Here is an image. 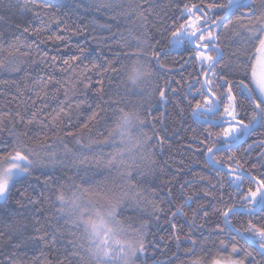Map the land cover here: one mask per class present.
<instances>
[{"label":"snow or ice","instance_id":"6c2138e0","mask_svg":"<svg viewBox=\"0 0 264 264\" xmlns=\"http://www.w3.org/2000/svg\"><path fill=\"white\" fill-rule=\"evenodd\" d=\"M145 3L148 9L143 8ZM5 6L13 7L11 0ZM46 7L54 10L56 18V4ZM95 7L107 10L117 5L115 0H97ZM119 7L114 24L96 25L113 38L119 36L118 43L123 41L122 50L103 64L85 63L89 57L80 47L78 55L62 60L58 71H47L40 65L55 69L57 56L49 62L48 52L43 51L36 61L33 53L41 54L42 44L63 40V36L44 37V28H33L30 23L17 24L11 32L0 31V73H25L11 81L0 79L4 85L0 97L15 89L0 106V208L9 219L16 214L13 204L26 210L31 205L33 215L40 211V201L32 199L23 182L31 187L32 179L39 180L34 175L37 170L50 169L51 173L42 174L50 193L49 223L56 225L49 232L43 225L36 226L37 221L31 235L19 226L11 227L17 237L15 248L44 245L55 255L50 259L41 250L43 260L9 258L10 264H159L157 253L166 255L169 244L163 236L158 240L155 233L152 240L148 236L152 220L159 221V214L166 210L161 207L163 201H156L155 189L143 185L154 175V152L165 140L156 125L164 124L168 116L167 111L151 115L153 100L167 106L172 97L178 98V114L184 113L186 105L201 129L186 149L196 158L187 173L177 170V175L188 176L177 181L179 203L173 188L167 190L166 223L171 239L178 252L181 241L189 245L183 252L190 259L181 264H264V0H181L172 15L155 13L150 0ZM153 14L160 17L159 27H153L168 47L187 54L184 63L193 67L182 94L171 87L170 80L159 82L161 74L171 69L162 63L160 40L148 27V16ZM132 15L141 29L139 35L127 29L136 41L134 47L118 19L135 25ZM27 65L35 67L28 71ZM94 70L100 78L93 82L89 73ZM105 73L113 74L109 83L113 76L118 78L115 89L105 87ZM81 88L94 94L80 101L91 99V115L78 131H68L70 94L75 97ZM101 120L107 134L93 136L89 125ZM253 136L259 139L249 143ZM245 144L247 158L238 154ZM257 146L261 151L253 159L248 153ZM199 157L204 158L202 163ZM92 166L109 173L115 170L118 179L110 184L85 179ZM58 169L75 172L57 175ZM186 208L191 209L190 215ZM178 217L184 218L188 232L182 233ZM210 225L215 231L209 236H217L211 241L216 252L206 259L210 253L198 251L204 238L197 239L193 230L202 232ZM4 236L0 232V238ZM165 264H172L171 259Z\"/></svg>","mask_w":264,"mask_h":264},{"label":"trees","instance_id":"16d2710c","mask_svg":"<svg viewBox=\"0 0 264 264\" xmlns=\"http://www.w3.org/2000/svg\"><path fill=\"white\" fill-rule=\"evenodd\" d=\"M117 7L111 9H98L95 7L97 0H11L13 7L8 8L5 5L8 3V0H0V31L11 32L15 30L17 24L27 25L31 24L33 28L43 27L44 31L42 35L44 37L56 34L63 36V40H48L47 43L41 45V54L33 53V59L39 61L43 51L48 52L49 62L52 56H57L56 68L53 69L48 67L45 64H41V69H47V71H58L59 67L62 64V60L68 58L71 54H79V48L83 47L86 49L85 55L89 57V60L84 61L88 63L93 61L97 64H103L105 58L112 59L115 53L121 51V44L123 41L117 42L120 40V37L115 38L111 37L107 31H102L96 25L110 23L114 24L113 16L121 11L120 5H127L132 3H142L143 0H115ZM181 0H150V3L155 6V13H167L172 15L177 10V5L180 4ZM49 3H55L57 9L55 10V17L53 18V9L46 7ZM79 5V6H78ZM149 4H143L144 9H148ZM31 11H28V10ZM33 13H38L37 16H33ZM148 14L147 12L145 13ZM121 22V31L123 35L128 38L129 45L134 47L136 41L128 36L127 29H132L133 35H139V20L136 15H132L131 19L136 20V24H132L131 20H126L123 17H118ZM148 19L150 21L148 27L150 33L155 36L156 39L160 40L158 48L161 53V61L166 64L171 71L161 74L159 77V82L163 84L164 80H170L171 87L178 88L181 94L183 93V85L186 80L189 79V74L193 72V67L191 64H185L184 61L187 58V54L183 56L178 50L170 49L167 45V40L156 31V27H159L160 17L153 14L149 15ZM155 25L156 27H153ZM115 31V27L113 28ZM27 35V34H25ZM23 38V37H22ZM154 42V41H153ZM83 59V57L81 58ZM28 71H31L35 65L25 66ZM63 75V74H59ZM93 77V82L96 79H99V75L94 70L89 73ZM111 73H105L104 75V85L106 88L115 89L118 78L113 76L112 83H109V77L112 76ZM25 73L16 74L15 76H9L6 73H0V79H6L11 81L12 79H19L24 77ZM180 81V85L176 83ZM23 81H21L22 83ZM4 87V85H0ZM8 95L5 97H0V106L7 103L11 99L10 93L14 92L15 89L10 88L7 90ZM94 95L90 90L81 88L80 93L72 99V109L70 114L71 123L68 124L67 130L76 132L80 129V125L88 120V117L91 115V110L88 108V103H91V99H87V103H80V101L85 100L87 97ZM178 98L172 97L171 102L164 106L157 103L153 100V109L151 111L152 116L158 117L160 112L167 111L168 116L164 124H157V129H161V136L165 137L162 147L155 149L153 159L155 164L152 165L154 169V175L150 177V182L143 185L146 189H155L156 195L155 199L161 203V207L165 208V213H160V220H152L148 239L152 240V233L156 234V239L158 240L160 236L165 238V242L169 244L168 249L166 250V255H161L157 253V259L159 264H165L167 259H171L172 264H181L182 261H188L189 256H186L183 252V248L188 247L189 245L181 241V250L178 252L176 248V243L171 239V229L166 223L167 219V190L169 187L173 188L174 197L176 202L179 203V193L177 189L179 187L177 181L188 179V176L177 175L178 169H184V172L187 173L188 165L192 159L196 157L191 151L186 150L187 145L190 141V138L194 135H198L201 131L199 124L195 122L191 112L188 110L187 106L184 105L185 111L182 115L178 114L177 109L175 108V102ZM13 105L16 103L12 102ZM77 105H79L77 107ZM151 118V117H150ZM67 123V121H66ZM89 127L92 129V135L97 136L99 133L103 132L107 134L106 126L101 120L99 123L95 121L91 122ZM166 129V131L164 130ZM87 133V130H84ZM149 134L151 130L149 129ZM6 135V133H5ZM258 136H253L249 139V143L258 140ZM69 146H72L71 138H68ZM155 142V141H154ZM247 145L245 144L238 150V154L247 158L245 155V150ZM105 151H110V149H105ZM261 151L257 146L251 153L248 155L252 156L253 159L256 157V153ZM201 163L203 162V157H199ZM195 171H200L199 167L194 166ZM42 171L51 173L50 169L37 170L35 176L39 177V180L32 179L31 187L28 186V182H23L25 187H28L29 195L34 200L40 201V211L33 213L31 210V205L27 206V209L18 208L15 204L12 205V209L15 210V215L11 219L7 218V215L3 208H0V232L5 233V236L0 238V264H10V259H24L31 260L33 257H40L41 250H43L44 255L49 256L51 259L55 253H50L44 245L39 247L29 246L27 248H15L13 245L17 241L15 234H12L10 229L13 226L21 227V230L24 231L25 235H31L33 233V225L38 221L39 223L36 226L43 225L45 230L49 232L53 227H56L55 222L49 223L50 211H49V202L48 197L50 195L48 188L45 186L46 176L42 174ZM72 175L75 172V169H58L57 175H62L64 173ZM259 173H257L258 175ZM91 177L93 183H111L113 179H118L115 170L109 173L108 170L104 168L97 169L95 166L91 167V170L88 173V176L85 179ZM51 183V181H49ZM151 198V197H150ZM195 207V204L192 205ZM191 214V209H185ZM149 211L151 209L149 208ZM214 222L221 223L222 221L217 220L215 217L212 218ZM239 219V218H237ZM244 219H247L246 217ZM177 220L180 224L183 225L182 233L189 231L188 224L185 222L184 218L178 217ZM236 221H234L235 223ZM27 226L24 230V226ZM214 225L206 226V228L201 232L200 230H193V235L200 239L204 238V242L201 246V249L198 251L203 254L204 251H208L210 254L206 256V259H210L211 255H214L216 248L211 244L212 240L217 239V236L213 234L209 236L210 232L214 233ZM11 235V239H9ZM223 236V233L220 234ZM62 251V250H61ZM25 252L27 255H25ZM15 253V256H13ZM173 253H176V256H173ZM78 264V262H75ZM149 264H154L153 261H149Z\"/></svg>","mask_w":264,"mask_h":264}]
</instances>
